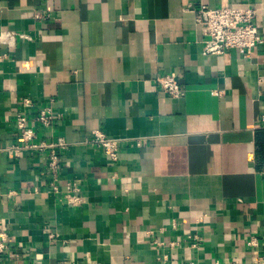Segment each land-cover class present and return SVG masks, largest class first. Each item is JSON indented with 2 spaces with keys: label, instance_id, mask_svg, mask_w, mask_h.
I'll list each match as a JSON object with an SVG mask.
<instances>
[{
  "label": "crops",
  "instance_id": "1",
  "mask_svg": "<svg viewBox=\"0 0 264 264\" xmlns=\"http://www.w3.org/2000/svg\"><path fill=\"white\" fill-rule=\"evenodd\" d=\"M226 1L255 5L264 35V0H0L4 264H264V44L204 54L186 10ZM25 97L29 116L61 113L35 141L65 139L59 183L81 205L50 191L48 150L11 149ZM96 129L117 161L87 142Z\"/></svg>",
  "mask_w": 264,
  "mask_h": 264
},
{
  "label": "built area",
  "instance_id": "2",
  "mask_svg": "<svg viewBox=\"0 0 264 264\" xmlns=\"http://www.w3.org/2000/svg\"><path fill=\"white\" fill-rule=\"evenodd\" d=\"M194 13V21L201 37L202 52L207 55H221L229 49L249 55L256 46L264 44V35L260 33L256 25L258 10L255 5L234 6L224 2L216 7H209L202 4L199 7H188ZM13 35V33H11ZM27 37L28 35L22 34ZM3 56H0V60ZM160 89L171 97H179L185 93L179 79L171 74L157 76ZM51 102L53 99L50 100ZM36 103L30 97L22 100V110L16 114V126L20 135L21 144L13 145L20 153L22 149L36 148L41 151L48 150V167L50 177L48 186L50 191L60 200L67 202L69 206H78L83 203L81 187L76 182H68L64 187L59 183V163L61 161V150L67 145L63 137H57L50 142H37L36 124L45 128L53 129L61 113H57L51 104H47L34 111L32 116L28 112L35 108ZM264 127V115L261 117ZM87 142L100 147L106 158L111 161L119 159L120 139L108 136L104 131L96 129ZM9 232L0 228V264H4L3 255L9 249ZM197 242L200 240L198 234L194 235ZM264 244V239H263ZM215 264H240L238 260H216Z\"/></svg>",
  "mask_w": 264,
  "mask_h": 264
}]
</instances>
